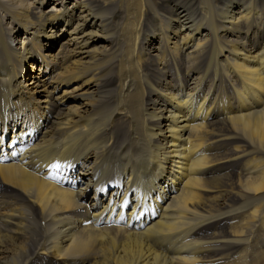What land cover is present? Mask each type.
<instances>
[{
    "label": "bare ground",
    "instance_id": "1",
    "mask_svg": "<svg viewBox=\"0 0 264 264\" xmlns=\"http://www.w3.org/2000/svg\"><path fill=\"white\" fill-rule=\"evenodd\" d=\"M0 264H264V0H0Z\"/></svg>",
    "mask_w": 264,
    "mask_h": 264
},
{
    "label": "rangeland",
    "instance_id": "2",
    "mask_svg": "<svg viewBox=\"0 0 264 264\" xmlns=\"http://www.w3.org/2000/svg\"><path fill=\"white\" fill-rule=\"evenodd\" d=\"M50 6H51V2H49V5L48 6H45L44 7L45 10L47 11ZM61 28L62 27L60 25L59 26V29H61ZM62 32H63V34L62 35H59V34H55V33L51 32L49 30L47 31V34H51V36L53 37L52 44H53L54 48H56V49L60 46L61 42L64 41V39L67 37V34H66L67 31L66 30H62ZM18 36H20V40L22 41L23 38H24L23 37V32H21ZM35 70L38 71L37 68H35ZM29 73H31V72L29 71Z\"/></svg>",
    "mask_w": 264,
    "mask_h": 264
},
{
    "label": "snow or ice",
    "instance_id": "3",
    "mask_svg": "<svg viewBox=\"0 0 264 264\" xmlns=\"http://www.w3.org/2000/svg\"><path fill=\"white\" fill-rule=\"evenodd\" d=\"M53 167L59 168L60 166H59V164H56V165H54Z\"/></svg>",
    "mask_w": 264,
    "mask_h": 264
}]
</instances>
